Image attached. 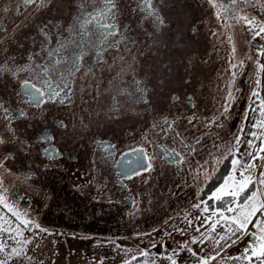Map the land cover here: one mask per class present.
Masks as SVG:
<instances>
[{"label": "flooded vegetation", "instance_id": "1", "mask_svg": "<svg viewBox=\"0 0 264 264\" xmlns=\"http://www.w3.org/2000/svg\"><path fill=\"white\" fill-rule=\"evenodd\" d=\"M80 2L51 0L47 8L35 12L24 0H0V62L8 57L17 65L53 63L56 57L50 60L42 50L44 36L39 29L47 26L55 33L76 23ZM153 5L156 16L142 6V0H117L112 22L121 33L118 46L102 49L96 42L93 47L82 31L71 35L69 51H83L85 56L74 75L54 74V87L61 79L70 85L63 89L68 93L63 103L35 107L26 94L17 95L23 91L18 80L7 74L0 78V100L16 117L12 132L0 118V135L6 139L0 144L6 149L0 153L5 166L1 169L10 175L4 186L10 184L7 193L15 205L33 214L43 211L48 222L68 231L132 237L128 220L146 214L151 202L141 190L149 171L184 176L185 182L190 175L197 177L204 161L211 166L210 153L218 154L214 144L233 139L234 135L229 139L221 130L204 125L207 110L200 94L212 85L207 86L212 79L208 72L213 68L221 81L227 67L222 57L214 62L210 53L199 57L198 31L203 21L194 22V9L183 0H153ZM68 35L62 32L57 39ZM101 51L102 60L97 54ZM71 64L69 60L67 66ZM223 88L217 87L218 92ZM18 109L26 116L21 117ZM61 122L65 127H60ZM141 148L152 157L150 161L138 151ZM171 148L184 163L168 159ZM137 160L143 164L129 166V161ZM198 181L201 197L207 181L203 185ZM184 182L173 185L169 194L175 200H155L161 213L166 208L162 217L175 212L181 216L185 207L199 202ZM138 224L145 228L143 219Z\"/></svg>", "mask_w": 264, "mask_h": 264}, {"label": "snow or ice", "instance_id": "2", "mask_svg": "<svg viewBox=\"0 0 264 264\" xmlns=\"http://www.w3.org/2000/svg\"><path fill=\"white\" fill-rule=\"evenodd\" d=\"M50 3L51 0H24L25 5L34 6L33 11L35 12L42 11ZM209 3L217 9L215 15L222 22L224 28L230 29L236 24H240L246 27L252 40H264V18L250 15L242 7H238L241 0H226V2L225 0H209ZM243 4L264 9V0H243ZM142 6L147 8L153 16H156L153 0H142ZM78 8L80 15L75 18L76 23L66 29H58L55 33L47 29V26L39 29L44 36L45 47L42 50L50 60L56 57L53 63L17 65L14 58L8 57L0 62V78L7 74L18 80L23 91L18 92L17 95L26 94L30 97L28 103L35 107H40L46 102L63 103L64 96L68 95L63 89L70 87V85L65 84L61 79L54 87L53 80L56 72H59L61 77L65 73L72 76L75 72H79L83 65L85 53L83 51H69L72 34L82 31L85 37H89V43L93 47H95L96 42H99L102 49L115 47L119 44L117 37L121 33L117 25L112 22L118 12L117 0H81ZM230 21L235 23H230ZM65 31L69 35L57 39ZM93 36L96 37V41L91 40ZM227 40L232 45V59L228 61L229 69L227 71L230 76L221 115H226L236 100L232 90L238 74L236 69L245 67L244 60H236V46L233 36L229 35ZM50 44H55V47L49 48L48 45ZM97 54L102 60V51ZM255 55L256 79L248 96L250 101L248 109L252 113L251 130L246 134L247 139L243 138L244 129L241 127L227 144L213 145L218 154L210 153L212 170L209 172V161L206 160L197 168V177L203 175L205 181L211 180L212 176L219 170L218 166L224 161H228L229 169L222 182L205 199L193 204V208L198 209L201 215L192 219L185 216L188 227H192L195 222L197 225L195 231L200 233L199 237L192 236L190 243L205 244L211 241L214 254L201 256L189 247L188 243H184L180 245L179 250L173 249L171 254L166 256L170 264H178L176 257L184 250L191 252L192 256L196 257V264H211L212 261L221 256L223 249L232 247L245 236H249L251 239L241 254L229 256L226 259L238 261L240 264H264V75H262L264 74V63H261L260 60L261 57H264V43L259 45ZM248 59H252V57L249 56ZM69 60L72 61L70 67L67 66ZM89 71L92 69L89 68ZM24 73L27 75H21ZM249 82L251 83V81ZM143 91L144 89H142ZM0 109L3 112L0 118L7 122L6 130L12 132L14 129L11 121L16 118L12 115V109L2 100H0ZM17 111L21 117L26 116L23 110L18 109ZM193 119H195L194 116L189 119L190 124ZM244 119L245 121L249 119L247 113ZM217 120L218 117L211 119L207 126H222V124L217 123ZM165 123L168 121L166 120ZM60 127H65L63 122H61ZM169 131H174V129L170 128ZM175 138L173 137V139ZM4 143H6V139L0 135V144ZM157 146L167 148V145ZM242 148L243 151H241ZM107 150L106 148L105 151ZM138 151L143 152L149 161L152 159L145 149L141 148ZM9 158L5 157V159ZM168 159L178 164L184 163L181 154L175 148L168 149ZM128 163L129 166L132 163L143 164V160L129 161ZM3 167L4 164L0 162V168ZM150 167L151 164L149 163L148 168ZM201 194H203V188H201ZM218 228L222 231H218ZM30 229L40 232L46 231L29 218L26 212L20 211L15 204L10 203L7 189L4 187L3 179L0 178V264H15L17 260L30 259L27 257L26 250L33 241L25 235L26 231ZM179 231L185 232V229H179ZM140 256L147 258L149 253L142 251ZM132 259L136 260L137 257L133 256ZM125 264H131V262L126 261ZM142 264H149V260L144 259ZM152 264H155L154 260ZM219 264H224V258H221Z\"/></svg>", "mask_w": 264, "mask_h": 264}, {"label": "rangeland", "instance_id": "3", "mask_svg": "<svg viewBox=\"0 0 264 264\" xmlns=\"http://www.w3.org/2000/svg\"><path fill=\"white\" fill-rule=\"evenodd\" d=\"M183 1L194 9V22L197 24L199 19L203 21V23L199 26V35L197 34L199 38L198 43L201 45V52L198 51L200 53V58H202L205 53L211 54L212 61L214 58L219 60L220 57H222L228 70V61L232 59V45L228 42L227 37L231 35L235 41L236 60H244L245 67L256 66L254 63L256 60L255 53L259 45L264 43V40H252L251 34L247 31L246 27L240 24H236L235 27L230 29L224 28L222 22L218 20L215 15L217 9L212 7L209 0ZM238 7H242L250 15H254L258 18H264V9L258 7L253 8L249 5H245L243 4V0H241ZM0 8H2L1 5ZM230 23L235 22L230 21ZM195 47L198 46H194V48ZM249 56H251L252 59H248ZM260 60H262V57ZM248 63H251V65ZM242 70L243 68L236 69L237 73H240V71L242 73ZM208 74L212 79L209 81L207 86L211 83L212 85L211 87L208 86L206 91L200 94V101H203L205 106L210 105L208 109L215 111V107L213 104H210V100L214 96V93H218V89L214 90V88H217L219 80H217V75L216 72L213 71V68L212 71L209 70ZM223 76L225 77V75ZM229 76L230 73L227 71V79ZM238 77L239 74H237L236 78ZM246 78L248 79V75L245 73V75H243L242 82L245 81ZM254 83L255 80H253V87ZM236 88L238 89V87ZM237 92L239 93L240 91ZM249 103L250 101L247 103V109L244 112L241 123L235 132L237 133L241 127H243L244 139H247L246 134L251 130L250 125L252 122V113L248 109ZM246 113L249 117L247 121L244 119ZM222 123L223 124L220 126V130L224 133L227 129L225 128V124L227 123ZM232 128L233 124H230L229 134L231 133ZM2 146H0V153L4 154L6 153L5 145ZM241 151H243V148ZM3 168H5V166ZM211 170L212 164L209 167V172H211ZM6 171L7 170L0 168V178L3 179L4 183L10 178V175L7 174L8 172L6 173ZM153 172L154 171L152 169L146 174L143 181L144 185L141 186V190L144 192L143 195L149 196L151 201L149 206L146 208V214H139L138 216L134 215L127 222L129 224L128 228L135 237H131L129 235L124 236V238L110 236L101 237L102 235L96 237V235H83L79 233V230H76L77 232L68 231L64 226H60L59 224L53 225L48 222L43 211L33 214L30 209L19 207L17 204L16 207L20 211L26 212L29 218L35 221V223H38L41 228L46 229L45 232H40L35 229L26 231L25 235L33 241L32 244L27 246V257H30V259H37L43 264H125L126 261H130L131 264H142L144 259H148L149 264H152L153 260L155 261V264H170V262L166 259V256L171 254L173 249L179 250L180 245L184 243H188L189 247L201 256L214 254L212 251L211 241L206 242L205 244L190 243L191 237H199L200 233L195 231V227L197 226L195 222L192 227H188L187 220L183 217V214L185 212L191 213V216L188 217V219H192L193 217L201 215L198 209L193 208L190 204L184 208L181 216L177 217L175 212L171 213L169 218H165L162 217V213L166 214V208H164L161 213L160 209H158L157 205H155V200L163 201L167 198L175 200L173 199L174 196H170L169 193L173 191L172 189H175L173 187L174 184L184 182V176H182V178H178V176L167 175L166 172L153 175ZM201 176L202 178L199 179L196 175H190L184 182L185 185L192 190V197L199 201L201 200V197L198 196L200 191H197L199 186L198 180H200L201 185H203V182H206L204 176ZM9 186L10 184L8 183V185L5 184L4 187L8 190ZM167 187L170 188L166 191ZM174 194H176V192H174ZM9 201L14 204L11 199H9ZM141 219H143V225L145 226L144 229L138 224ZM179 229H185V232H181ZM217 230L222 231V229L219 228ZM140 231L143 232L139 234ZM250 239L251 237L245 236L241 241L232 247L223 249L221 251V256L217 257V260L212 261L211 264H219L221 258H224V264H240L238 261L227 260L226 257L240 255L242 250L248 245ZM142 251H147L149 253V257L145 258L140 256ZM133 256H136L137 259L133 260ZM176 259L178 264H196V257L192 256L191 252H188L187 250L181 251Z\"/></svg>", "mask_w": 264, "mask_h": 264}, {"label": "crops", "instance_id": "4", "mask_svg": "<svg viewBox=\"0 0 264 264\" xmlns=\"http://www.w3.org/2000/svg\"><path fill=\"white\" fill-rule=\"evenodd\" d=\"M255 63V61H254ZM249 65H251V63H248ZM256 65V64H255ZM256 66L254 67H250V66H246L245 68H243L242 73L240 71L239 77L236 78L235 80V85L232 86V90L236 96V100L234 103H232L230 111L226 114V115H221L222 112V105L225 103V99L224 97L226 96V86H228V80L229 77L227 79V73L225 75V77L222 78L221 81H218V86L217 87H221L222 85H224L223 90L220 89V92L218 93H214V96L211 98L210 100V104H213L215 107V111H211L209 108L210 105L206 106V110H207V116L204 119V125L206 127H208V122L211 119L217 118V123L218 124H225V128H227L224 133L226 135L227 138L231 139L233 137V135L235 134L237 128L239 127V124L241 123V120L243 118V114L247 109V103L249 102L248 100V96L249 93L253 87V80L256 79ZM245 73L248 75V79L246 78L245 81L242 82L243 80V75H245ZM251 81V83L249 82ZM242 82V83H241ZM217 85V84H216ZM239 89V93L237 92V88ZM217 88H214V90H216ZM218 95V96H215ZM233 124V128L231 130V133L229 134V125ZM211 131H215V132H219L220 127L216 126V125H212L211 127H208ZM224 128V129H225ZM229 134V135H228ZM257 163L259 164V161H257ZM258 174V173H257Z\"/></svg>", "mask_w": 264, "mask_h": 264}, {"label": "trees", "instance_id": "5", "mask_svg": "<svg viewBox=\"0 0 264 264\" xmlns=\"http://www.w3.org/2000/svg\"><path fill=\"white\" fill-rule=\"evenodd\" d=\"M218 168L219 170L212 176V179L206 182L203 194H201L202 199H205L207 195L210 194L211 191H213L222 182L223 177L227 174L229 169L228 161H224L218 166ZM209 203L211 204L212 202L210 201Z\"/></svg>", "mask_w": 264, "mask_h": 264}, {"label": "built area", "instance_id": "6", "mask_svg": "<svg viewBox=\"0 0 264 264\" xmlns=\"http://www.w3.org/2000/svg\"><path fill=\"white\" fill-rule=\"evenodd\" d=\"M262 63H264V57H263V62ZM15 264H43V263L40 262L37 259H27V258H24L22 260L15 261Z\"/></svg>", "mask_w": 264, "mask_h": 264}, {"label": "water", "instance_id": "7", "mask_svg": "<svg viewBox=\"0 0 264 264\" xmlns=\"http://www.w3.org/2000/svg\"><path fill=\"white\" fill-rule=\"evenodd\" d=\"M141 169H145V167L141 168Z\"/></svg>", "mask_w": 264, "mask_h": 264}]
</instances>
